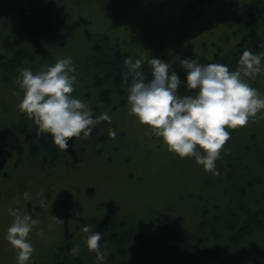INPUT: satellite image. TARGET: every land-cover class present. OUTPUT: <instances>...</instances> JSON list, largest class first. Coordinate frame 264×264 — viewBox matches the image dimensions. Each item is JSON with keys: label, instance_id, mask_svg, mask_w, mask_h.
I'll return each instance as SVG.
<instances>
[{"label": "rangeland", "instance_id": "374dc122", "mask_svg": "<svg viewBox=\"0 0 264 264\" xmlns=\"http://www.w3.org/2000/svg\"><path fill=\"white\" fill-rule=\"evenodd\" d=\"M43 1L57 12L60 6L65 14L67 10L71 12L67 19L76 27L73 39L66 48H55L47 61L39 55H34L32 61L28 53L26 60L19 56L25 60L21 69L27 67L35 72L46 68L43 62L51 65L60 58L71 57L77 77L71 95L86 101L93 110L97 107L94 113L98 115L108 112L112 117L111 128L117 134L109 136L104 144L97 138L92 149L86 151H82L86 145L82 141L89 140L88 136L69 138L72 144L66 149L68 154L54 166L47 165L43 156L39 157L42 162L35 159L25 134L36 130V123L19 110L24 95L17 80L20 71L16 74L0 65V264H17L16 250L5 238L13 221L9 207L21 213L36 209L33 216L38 223L29 235L35 251L27 264H50L65 252L74 254L70 250L74 245L79 246L81 254L87 250L83 256L91 261L95 251L89 250L85 242L87 234L81 229L93 216L135 215L148 219L153 214L156 219V214H161L166 222L178 226L195 224L198 201L192 198L198 194L216 195L211 200H217L219 191L212 189L217 187L216 175L206 176L205 168L194 156L181 157L170 151L162 137L131 113L128 103L118 108L117 102L102 104L90 77L94 64L89 56L95 45L119 40L132 55L148 60L159 57L179 67L182 59L198 57L204 63L217 48L224 49L222 45L230 41L231 26L222 19L226 10L218 8L222 0H131L128 10L119 0ZM8 17L6 11L0 13L1 33ZM17 19L15 16L8 22L14 25ZM46 47L49 53L50 46ZM254 81L252 86L264 95V72ZM228 131L237 132L245 141L256 133L258 139H264V109L250 117L246 125ZM15 134L20 137L8 145V139ZM228 147L225 143L221 148L216 166L230 156ZM205 177L209 184L207 181L205 184ZM42 198L46 199L43 208L39 206ZM244 249L231 248L223 259L205 264H264V236L247 243Z\"/></svg>", "mask_w": 264, "mask_h": 264}, {"label": "trees", "instance_id": "16d2710c", "mask_svg": "<svg viewBox=\"0 0 264 264\" xmlns=\"http://www.w3.org/2000/svg\"><path fill=\"white\" fill-rule=\"evenodd\" d=\"M130 1L119 0L120 5L127 10L130 8ZM0 3V13L6 11L9 15L5 21L6 28L3 29V33L0 32V42H3L0 47V65L5 70L17 74L27 58L25 56L27 53L32 61L37 55L47 61L46 58L55 52V48H66L73 39L76 27L67 19L71 12L67 10L65 14L61 6V10L57 12L43 0H0ZM218 8L226 10V15L222 19L227 21L229 27L231 26L230 41L228 42L227 38L228 43L221 44L224 49L217 48L213 57L206 58L204 63L220 62L234 70L245 48L253 52H264V0H222ZM15 16L18 19L11 25L12 22L8 20ZM5 31L7 33H4ZM48 45L49 53L46 47ZM128 56L140 57L124 49L119 40L112 44L109 41L106 45L94 46V51L89 56L94 64L90 77L102 104L117 102L114 106L118 108L127 103V89L131 83V76L127 81L123 78L125 70L123 61ZM143 60L142 70L146 79H151L149 60L147 58ZM43 63L48 66L46 62ZM172 70L177 72L182 80L177 89L178 94H194L196 90L188 88L183 83L187 79L184 67L181 64L179 67L169 65V71ZM259 75L257 74L255 78L247 77V80L254 85V80ZM94 111H98L97 107H94ZM110 127L111 121L97 123L94 126L95 133L92 132L86 142L82 141L86 144L82 151L92 149L91 145L97 142V138L104 144L109 139ZM37 128L36 124V130H28L25 134L34 149L30 152L35 159L40 160L39 157L43 156L47 165L54 166L68 153L66 149L62 150L53 142L49 133H38ZM236 133L231 132L230 140L226 141L229 145L227 149L231 150L230 156L218 163L220 165L214 169L216 173L206 170V176L216 175L214 178L217 187L212 189L219 191L217 200H211L216 195L205 197L198 194L192 198L198 201L194 210L195 224L178 226L166 222L165 216L161 214H156V219H153V214L148 219H140L135 215L123 218L109 214L103 217L93 216L85 221L83 226L92 225L93 231H100L103 234L99 243L106 253V259L102 264H205L218 258L223 259L231 248L243 250L247 243L262 238L264 139H258L259 133H256L248 136V140L245 141ZM17 137L20 135H12L8 139V145ZM82 137L83 134L79 138ZM70 145L67 149H70ZM36 152L38 157L34 156ZM98 154H101L100 151ZM40 161L42 162V159ZM64 163L67 165L65 161ZM206 181L205 177V184ZM85 252L84 254L80 251L78 254L65 252L50 264H97L96 253L90 256L91 261H87L83 256Z\"/></svg>", "mask_w": 264, "mask_h": 264}, {"label": "clouds", "instance_id": "9594fccd", "mask_svg": "<svg viewBox=\"0 0 264 264\" xmlns=\"http://www.w3.org/2000/svg\"><path fill=\"white\" fill-rule=\"evenodd\" d=\"M262 58L264 52L245 48L234 70L220 62L184 58L181 65L187 79L183 83L196 91L179 95L177 89L182 80L177 72L169 71L167 61L151 57V79H146L141 67L143 58L128 56L123 61V78L127 81L131 76L127 103L131 113L162 137L170 151L181 157L194 156L205 170H214L220 150L231 136L228 129L246 125L250 117L264 109V95L245 79L264 72ZM74 73L72 58L65 57L39 71L22 68L17 78L24 90L19 110L34 119L38 133H49L61 149L69 147V138H79L81 134L87 137L97 123L112 119L106 111L95 115L86 101L71 95L77 80ZM108 134L114 137L117 133L110 127ZM24 195L27 197L28 193ZM45 204L46 199L42 198L39 206L43 208ZM8 211L13 221L5 238L16 250L17 264H27L35 251L29 235L38 223L33 216L36 209L21 213L9 207ZM81 230L87 234L89 250L96 253L97 264H102L106 259L99 243L102 232L93 231L92 225ZM70 250L78 254L79 246Z\"/></svg>", "mask_w": 264, "mask_h": 264}, {"label": "bare ground", "instance_id": "6f19581e", "mask_svg": "<svg viewBox=\"0 0 264 264\" xmlns=\"http://www.w3.org/2000/svg\"><path fill=\"white\" fill-rule=\"evenodd\" d=\"M53 37V36H52ZM55 37V36H54ZM242 214V213H241ZM229 228V227H228ZM228 230V229H227ZM210 256V255H209Z\"/></svg>", "mask_w": 264, "mask_h": 264}]
</instances>
